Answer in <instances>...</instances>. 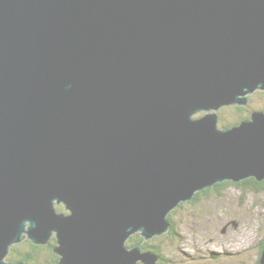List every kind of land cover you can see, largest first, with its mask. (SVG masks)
<instances>
[{
  "label": "water",
  "instance_id": "obj_1",
  "mask_svg": "<svg viewBox=\"0 0 264 264\" xmlns=\"http://www.w3.org/2000/svg\"><path fill=\"white\" fill-rule=\"evenodd\" d=\"M256 90L264 0H0V264L25 236L59 264H158L129 237L264 179V110L218 125Z\"/></svg>",
  "mask_w": 264,
  "mask_h": 264
},
{
  "label": "rangeland",
  "instance_id": "obj_2",
  "mask_svg": "<svg viewBox=\"0 0 264 264\" xmlns=\"http://www.w3.org/2000/svg\"><path fill=\"white\" fill-rule=\"evenodd\" d=\"M261 91H254L249 101L239 106L248 111L264 110ZM218 112L224 118L233 116L231 108L222 106ZM203 113L199 111L194 115L200 116ZM219 126L222 127L221 124ZM56 208L67 212L62 203L56 204ZM173 218L178 228L177 237L161 241V252L169 262L160 264H253L259 255L258 248L264 234V188L244 189L229 184L221 195H210L200 198L194 204H183L173 214ZM163 234L147 240L140 236L143 241L155 244ZM210 252L219 255L210 258Z\"/></svg>",
  "mask_w": 264,
  "mask_h": 264
},
{
  "label": "trees",
  "instance_id": "obj_3",
  "mask_svg": "<svg viewBox=\"0 0 264 264\" xmlns=\"http://www.w3.org/2000/svg\"><path fill=\"white\" fill-rule=\"evenodd\" d=\"M262 96L263 91H261ZM222 108V107H221ZM223 108H231L233 112L232 118H224L223 114L218 112L219 115V125L222 127H229L235 124H238L240 121L247 119L250 117V112L245 114V110L242 106L234 105V106H223ZM229 184H233L234 186H240L244 189L254 188L257 190L264 188V179L257 180L255 177H247L241 179L239 181H231V180H223L221 182H217L211 187L204 188L200 191H197L192 200L180 203L176 208L171 210L168 214V220L170 222L169 229L158 238V242L155 244H149L148 241H143V238L139 233L131 235L130 241L127 242L128 245H135L138 243H142L144 245V249L152 251L154 254L158 255L159 263L169 262L161 252V241L162 240H173L177 237V225L173 218V214L182 208V205L194 204L197 200L202 197L210 196V195H221L222 191L228 187ZM60 209V208H58ZM56 244L55 237L50 238L48 244H34L28 238L23 239L20 242L13 244L10 247L9 253L7 255V260L11 261H24L26 264H59V256L53 250L54 245ZM264 244V234L259 244V255L253 264H260L259 259L261 255L262 246ZM25 246V247H23ZM216 252H210L208 256L210 258H216ZM200 258V257H199Z\"/></svg>",
  "mask_w": 264,
  "mask_h": 264
},
{
  "label": "flooded vegetation",
  "instance_id": "obj_4",
  "mask_svg": "<svg viewBox=\"0 0 264 264\" xmlns=\"http://www.w3.org/2000/svg\"><path fill=\"white\" fill-rule=\"evenodd\" d=\"M249 98H250V95L248 96V101H249ZM248 101H247V102H248ZM243 109H244L245 111H247L248 114H249V112L251 113V111L254 110V109H252V110H249V111H248V110H246L245 108H243ZM259 110H263V109H259ZM182 206H183V205H182ZM50 238H52V237H50ZM55 240H56V239H55ZM49 241H50V240H49ZM142 250H143V251H146V249H144V245H143V244H142ZM137 264H143V263H141V262L139 261V262H137ZM158 264H160V263H159V260H158Z\"/></svg>",
  "mask_w": 264,
  "mask_h": 264
}]
</instances>
